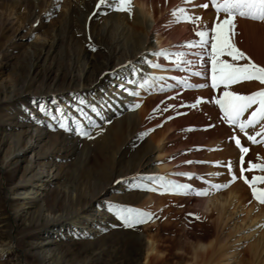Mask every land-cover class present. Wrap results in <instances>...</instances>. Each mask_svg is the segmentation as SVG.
Masks as SVG:
<instances>
[{
  "label": "rangeland",
  "instance_id": "374dc122",
  "mask_svg": "<svg viewBox=\"0 0 264 264\" xmlns=\"http://www.w3.org/2000/svg\"><path fill=\"white\" fill-rule=\"evenodd\" d=\"M180 1L187 2L183 4ZM188 1L176 0V3L169 8L171 11L167 15L169 20L167 28H170L171 24L175 28L192 25V35L196 43L197 39H200L196 33L205 29L198 25L197 20L177 22L176 17L172 15L173 12L178 13L179 9H184L185 13L195 18L193 13L195 9L192 7L199 5L195 1ZM203 3H209L207 9L214 10L211 23L213 26L217 22L215 9L212 8L210 0H204ZM79 4L81 5L79 0H0V100L5 99L6 90L16 86L22 73L28 68L33 53L44 49L47 45L56 43V48L53 52H49L44 66L58 64L59 67L66 68L70 64L82 43L86 41L85 32V37L83 36V25L86 26V20L80 14ZM103 6L109 8L107 5ZM132 9L138 12L144 27L151 23L148 12H144L135 0H132ZM110 10V15H123L122 11ZM157 11L156 8V15ZM221 18H224L223 14ZM251 23L264 26V22L237 17L234 43L254 63L264 67V49L259 50L254 45L253 38L248 35H255L250 33L255 29ZM211 26L208 30L212 28ZM123 27L128 31L132 25L125 19ZM151 41L154 45V39ZM192 50H195L197 55L193 54L191 59L200 58L205 66L200 72L203 75H195V77L193 75L195 79L193 78L192 82L188 81L185 84V80L173 78L171 81H162V85L158 86L155 77V80L150 81L146 77L141 78V75L132 74L134 80L131 83L140 95H131L128 103L131 108L124 107L121 112L118 109L122 105L121 100H113L106 93L108 91L114 95V91L126 90L127 79L119 75L118 82H107L112 85V89L108 85L102 87V93L105 95L98 96L102 99V103L94 104L91 109L92 114L85 113V121L80 122V116L73 111L79 108L81 101L71 99L64 106V110L69 113L72 132L75 131L80 142H77L78 153L69 161L56 159L59 163L56 172L58 171L61 176L59 184L66 186L76 181L80 184L85 182L88 173L94 174L96 170L102 168L111 171L118 165L119 173H125L128 165L134 163L143 154L142 150L151 152V164L142 173L144 175H141L144 182L131 188L132 192L143 196L136 197L134 201H115L111 197L113 194L110 193L111 195L106 198L104 203H107L109 208L104 211L109 213L112 221L108 229L97 235L63 238L51 246L70 264H264L262 262L264 260L258 263L256 256L251 255L257 240L264 239V221L260 224V222L252 223L250 220L254 214L256 217L259 214V217L262 216L261 219H264V204L253 199L251 189L243 179H240L242 153L233 139V137L239 138L241 145L249 149V152L243 155L245 169L250 163L264 165V121L254 128H247V135L238 127L230 126L222 118L223 113L219 106L212 102L214 97L219 98L222 95L224 88L223 85L218 86L216 90L211 88V62L208 53L200 47H194V49L186 48L184 54ZM93 53L97 59L96 51ZM176 53H183V50ZM221 59L241 66L247 63L246 60L233 62L226 55ZM197 62H191L187 67L193 63L198 64ZM180 70L185 72L183 68ZM130 72L131 70H121L120 74L125 75ZM144 81L149 82L148 86L139 87ZM201 84L208 86L197 87ZM36 89L31 90L34 92L26 96L28 98L37 96L34 95ZM92 90L97 92L96 89ZM228 90L241 95H250L264 90V85L257 81H245L231 85ZM26 105L27 102L21 103L20 109L18 107L15 110L11 109V112L0 109V137L5 133V117L18 114L24 119L27 114H23L22 109ZM193 105L195 107H192ZM255 108L254 105L241 119L247 120ZM128 114H132L131 120L122 123V130L126 134L131 133V136L126 137L125 142L124 140L119 142V145L123 142L122 146L118 148L117 154L112 159L118 142L115 143L114 136L107 131L109 129H111L109 132L113 131L115 123L120 119L124 120ZM33 116L37 118L39 115ZM79 124L89 132L88 137L77 134L75 129ZM58 125L55 128L52 126L48 128V123H45L40 128L41 133L50 137L46 144H50L56 138ZM7 128L12 129L13 134H18L20 131L11 126ZM258 132L261 135L256 136ZM248 135L256 136L257 143L248 140ZM20 143L22 147L28 146L27 138H23ZM9 147L10 144L6 143L0 153V246L6 248L9 246L11 251L7 253L8 249H5L0 253V264H23L24 262L18 260V255L22 253L26 257L25 264H34L36 255L32 251V245L42 238L36 228L42 225L43 219L34 218L28 223L27 218L20 217L15 223L12 222V214L21 210L19 208L22 200L20 197L13 198L11 200L13 203L7 205L6 201L10 200L11 195L4 192L3 186L22 183L21 169L25 163L17 158L11 159L6 172H3L1 159L8 152ZM41 149L36 148L35 151L42 154ZM30 157L31 153L26 159ZM61 164L63 166H60ZM228 164L232 166L231 171L226 167ZM164 167L170 172L179 171L177 175L180 181L176 183L190 185L192 191L188 194H174L173 191L165 190L167 183L161 187L160 183H156L157 181L147 179L151 174L157 176L155 170ZM38 170V167L33 168V172ZM54 170L52 169L50 173L55 174ZM45 171L46 169L40 170L42 176H47ZM233 175L237 177L235 182L232 180ZM244 175L251 180L253 176H264V172L246 171ZM120 185L122 183H119L115 189L118 190ZM213 185L224 187L218 190ZM258 187L264 189V184ZM197 192L207 194L196 195ZM231 197L234 199H231V205L225 208L226 220L224 219L220 226L218 224L216 226L217 221L215 222L219 217L220 210L216 209L219 208L218 206L216 208L210 206L208 212L200 208L201 202L206 203V200L215 199L216 204L219 200L229 202ZM236 207L237 212L233 214ZM117 209L132 210L130 220L133 226L126 225L120 219ZM137 212L149 214L151 219L136 216ZM247 212L249 216L251 215L250 218ZM142 219L146 222H136ZM10 228L13 229L12 232L14 231L12 236L16 237L15 240L10 237ZM148 241L152 243L154 253L147 257ZM201 246H206L208 251H202Z\"/></svg>",
  "mask_w": 264,
  "mask_h": 264
},
{
  "label": "bare ground",
  "instance_id": "6f19581e",
  "mask_svg": "<svg viewBox=\"0 0 264 264\" xmlns=\"http://www.w3.org/2000/svg\"><path fill=\"white\" fill-rule=\"evenodd\" d=\"M189 1H195L196 4L200 5L204 0ZM79 2H81V5L79 4L80 6L78 7L80 8V14L86 20L87 27L83 25V36L85 32L86 41L82 43L79 48L80 50L72 58L70 64L66 68L59 67L60 65L58 64L44 66L49 52H53L56 48V43L47 45L44 49L33 53V57L29 59L31 61L28 63V68L22 73L16 86L8 91L6 90L5 99L0 100V109H5L7 112H11V109L15 110L17 107L20 109L22 107L21 103L27 102L26 107L22 109L23 114H27L24 119L18 114H13V116L7 115L5 117V133L0 137V153H2L4 145L9 143V150L1 159V169L3 172H6V167L11 159L17 158L22 163H25V166L21 169L20 178L22 179V183L3 186L4 192L11 195L10 200L6 201L7 205L13 203L11 201L13 198L20 197V200H22L19 208L21 210L14 211L12 214V222L15 223L20 217H23V219L27 218L26 222L28 223L34 218L41 217L43 219L42 225L36 228L42 238L32 245V251L36 255L34 264H70L64 260V256L59 251L51 246L55 245L57 240L61 241L63 238L97 235L103 230L108 229L112 221L109 218V213L104 211L109 208L107 203H104L106 202V198L113 194L111 197L115 201H134L136 197L143 196L132 192L131 188L144 182L141 175H144L142 173L151 164V152L149 150H142L143 154L134 163L128 165L129 167L125 173H119L120 167L118 165L116 169L113 168L111 171L102 168L96 170L94 174L90 172L85 176V182L80 184L77 181L66 186L65 184H59L61 176L58 171L56 172L59 165L56 159L69 161L78 153L79 145L77 144L79 143L77 142H80L75 131L72 132L73 129L72 131H66L60 127V121L63 120L71 128L69 113L66 112L67 110H64V106L71 99L73 101L77 99L81 101L79 108L73 111H76L80 116V122L85 121V113L91 112L92 114L93 110L91 109L95 106L94 104L96 102L102 103V99L98 97L105 95V93H102V87L108 85L112 89V85L107 84V82H118V76L122 75L127 79L125 81L128 84L126 90L114 91V95L108 91L106 92L113 100H121L122 105L118 109L122 112L124 107L131 108L128 103L129 98H131L129 93L134 90V84L131 83L134 80L132 74L141 75V78L146 77L150 81L155 80V77L157 85L161 86L162 81H171L173 78H181V80H185L186 82H192L195 79V73H200L205 69L200 58L199 60L197 58L191 59L193 54L197 55L194 52L195 50L184 54L183 57L186 61H198V64L193 63L189 66L190 68L185 63H181L183 65L177 68L172 62L177 59L176 55H169L167 58L156 55L160 51L177 54L176 52H179L181 49L184 53L185 49L188 48L186 45L195 43L194 35H192V25L184 28H175L171 24L169 25L170 28H167L169 22L167 15L171 11L169 8L176 3V0H135V3L141 9L143 8L144 12L147 11L151 17V23L145 27L138 17V12L134 9H132L131 15L122 11V16H115L110 15L111 10L109 8H104V6L97 7L99 0H79ZM180 2L186 4L187 1ZM156 8L158 10L157 15L155 12ZM192 8L195 9L193 10L195 16L200 17L197 20L198 25L204 29H209L213 21L214 10H210L211 8L202 10L204 8L199 9L201 8L199 6ZM100 10L102 11L101 13ZM125 19L130 21L132 25V28L128 31L123 27ZM251 25L255 29L254 31H250V33H255V35H248L253 38L254 45L259 50H262L264 49V26L253 23ZM138 30L142 31V33ZM153 39L154 45L151 41ZM95 51L98 55L97 59L93 53ZM152 65H160V67L157 68ZM182 68L185 72L180 70ZM121 70H131V72L123 75L120 74ZM34 88H37L34 94L37 96H30L28 98L26 95L34 92L31 91ZM92 89H96L97 92H94ZM134 92L139 93V91L135 90ZM58 110L63 115H60ZM35 114L39 116L34 118L33 115ZM131 116L132 114H128L124 120H118L115 123V129L111 132H109L111 129L107 131L108 134L114 136L115 143L118 142L112 159L117 154L118 148L122 146L123 142L120 145L119 142L123 140L125 142L126 137L131 136V133L126 134L122 130V123L129 122ZM45 123H48V128L51 126L55 128L59 124L56 138L50 144H46L50 138L49 135L46 136L40 132V128ZM9 126L18 128L20 131L18 134H13L12 129L7 128ZM23 138H27L28 146H21L20 142ZM36 148H42V154L35 151ZM29 153H31V157L27 160L26 157ZM62 153L64 155L61 156L60 154ZM60 166H63V164ZM35 167H38L39 170L33 172V168ZM45 169L47 176H42L40 170L44 171ZM52 169H55V174L50 173ZM155 171L157 172V176L151 174L150 177H163L164 184L167 182L176 183L179 180V176L177 175L179 171L170 172L165 167L162 169L157 168ZM43 177L45 178L42 179ZM119 183H122V185L117 190L115 187ZM51 187L54 188L51 189ZM33 194H35L34 197ZM231 199L234 198L231 197L229 202L228 200L225 202H220L219 200L216 204L214 202L215 199L213 201L205 199L207 202L203 204L201 202L200 208L204 212H208L210 211V206H214V208L218 206L219 208L216 209L220 210H218L219 217L215 222L217 221L216 226H220V224H223L224 219L226 220L225 213L227 211L225 212V208L231 205ZM235 210L233 214H236L237 207ZM251 217L252 223L260 222L261 224L264 221V219H261L262 216L259 217V214L257 217L255 214ZM12 230L10 228L9 234L13 238L12 234H14V231L12 232ZM15 238L14 236L13 239L15 240ZM0 247V253L5 251V249H8L7 253L11 251L9 246L7 248L3 245ZM201 248L203 249L202 251H208L206 246H201ZM153 253L154 247L148 241L146 256L148 257ZM251 255L253 257L256 256L255 259L258 263L264 260V239L257 240ZM18 260L25 264V255L23 253L18 255Z\"/></svg>",
  "mask_w": 264,
  "mask_h": 264
},
{
  "label": "snow or ice",
  "instance_id": "6c2138e0",
  "mask_svg": "<svg viewBox=\"0 0 264 264\" xmlns=\"http://www.w3.org/2000/svg\"><path fill=\"white\" fill-rule=\"evenodd\" d=\"M211 6L215 9L216 21L210 30L205 29L196 33L199 36V40L196 43H190L186 45L188 48L200 47L208 53V58L211 62V88L216 90L218 86L223 85L224 91L219 98H213L212 102L219 106L220 111L223 113V119L230 125L240 129L241 132L246 133V129L249 127H256L261 121H264V90L256 91L250 95H241L229 91L231 85L242 83L245 81H257L261 85H264V67L254 63L250 57L244 52L240 51L234 43V37L236 36V24L237 17L249 19L257 22H264V0H210ZM107 5L110 9L115 11L127 12L129 15L132 13V0H99L97 7ZM204 9L209 7V3H203L199 5ZM179 13V14H178ZM177 12H173L172 15L176 17L177 22H193L199 20L200 17H191L184 12V9H179ZM223 14L224 18H221ZM210 49V51H209ZM157 56H163L167 58L169 55H176L177 59L172 61L177 68H180L181 63L190 64L191 61L183 59L184 53L169 54L165 51L156 53ZM228 56L231 61L238 62L246 60L247 63L239 65L238 63H230L223 59L222 56ZM202 58V57H201ZM159 68L160 65H152ZM195 75H203V73H195ZM184 83H187L186 81ZM148 86V81H144L139 87L144 88ZM206 84L197 85V87H207ZM130 95H139L137 92H130ZM256 106L255 110L251 112V115L247 120H242L249 109ZM138 107V106H137ZM192 107H195L193 105ZM60 112V110H58ZM60 115H63L60 112ZM55 118V117H54ZM75 123V122H74ZM60 127L66 131H72L65 121H60ZM77 134L88 137L89 132L82 126H76ZM247 135V133H246ZM261 135L260 132L256 133V136ZM256 136L248 135L247 138L252 143H257ZM237 147L240 148L242 153L240 159V179H243L244 183L251 189L252 197L260 204H264V189L258 187L260 184H264V176H253L249 180L244 173L246 171H261L264 172V165L249 164L248 168L243 167L244 159L243 155L249 152V149L241 145L240 139L233 137ZM191 163V162H189ZM219 166V165H217ZM231 171V164L226 165ZM191 179V177H188ZM150 181L160 182V186L164 187L163 177H147ZM237 177L233 175L232 180L235 182ZM216 189L224 187L223 185H213ZM155 190V189H152ZM166 191H173L174 194H188L192 191L190 185L177 184L174 182H167ZM207 193L197 192L196 195H206ZM117 214L120 219L128 226H133L130 220L132 214L131 209H117ZM128 213V215H125ZM136 216L146 217L151 219L149 214L137 212ZM198 218V217H197ZM137 223L146 222L144 219L136 221Z\"/></svg>",
  "mask_w": 264,
  "mask_h": 264
}]
</instances>
